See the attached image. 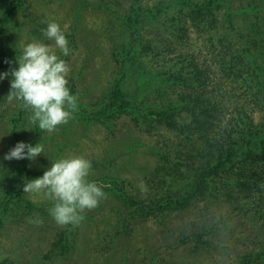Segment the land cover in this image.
I'll return each mask as SVG.
<instances>
[{
  "label": "rangeland",
  "instance_id": "1",
  "mask_svg": "<svg viewBox=\"0 0 264 264\" xmlns=\"http://www.w3.org/2000/svg\"><path fill=\"white\" fill-rule=\"evenodd\" d=\"M7 1L0 0V16ZM194 1L215 12V27H196L188 11L180 15L179 7L173 9L169 0H27L14 21L0 27V39L14 68L25 42L48 44L60 54L54 41L42 31L48 22H58L73 49L72 54L62 58L70 68L68 86L78 98V110L69 122L47 132L29 123L31 109L25 108L21 100L9 99L11 76L0 80V264H243L246 258L249 261L254 257L250 254L264 239V219L256 213L260 211L258 200L253 203L241 195L231 198L217 177H212V195L209 190L204 199L194 200L187 209L165 210L145 220L131 219L119 198L123 192L158 206L193 191L188 186L192 177L179 163L199 144L197 135L171 131L144 119L151 111H179L175 92H187L172 86L167 81L168 73H161L169 72L168 63L177 60L178 55L186 67L191 61L199 70H214L215 58L208 51L210 36L217 40L231 26L264 29V0ZM136 13L140 21L132 27L127 22ZM180 27L186 28L182 41L176 40L182 38L177 30ZM199 28L216 29L208 35ZM263 38L257 50L251 47L261 63ZM146 44L159 46L164 57L156 63L150 52L145 57L142 46ZM164 63L165 68H159ZM119 81L123 82L120 87L132 113H123L103 125L93 114L103 111ZM258 90L264 92L261 87ZM229 92L228 104L232 101V105L253 107L254 122H264V104L260 109L256 107L250 100L253 93L237 87ZM22 109V118L14 123ZM230 109L228 106L222 127L216 128L222 136L228 130ZM177 120L188 122L185 113ZM13 125L20 141L45 145L47 156L26 159L28 177L17 172L16 159H4L14 143ZM70 155L90 159L93 173L89 178L101 184L106 193L112 191L98 207L85 211L79 225H60L49 214L54 201L43 192H24L23 186L27 180L42 176L51 161ZM12 194H20L21 198H14L8 204L9 211L4 212L5 197ZM25 201L37 213H28ZM16 202L19 213L12 212ZM71 229L70 241L75 247L71 257L48 258L59 230L68 234ZM119 230L125 232L115 235Z\"/></svg>",
  "mask_w": 264,
  "mask_h": 264
},
{
  "label": "trees",
  "instance_id": "2",
  "mask_svg": "<svg viewBox=\"0 0 264 264\" xmlns=\"http://www.w3.org/2000/svg\"><path fill=\"white\" fill-rule=\"evenodd\" d=\"M26 3L27 0H8L0 16V27H6L12 23L18 11ZM168 4H171L173 9L179 7L180 12L178 13L180 15L187 10L188 18L196 27L208 26L209 24L210 27L216 26L217 17L215 12L204 8L194 0H169ZM178 9L176 10L178 11ZM187 15L184 17H187ZM139 16L140 14L136 13L127 23L132 27L138 25ZM231 27L225 28L217 40H213L212 36L208 38L210 43L208 46L209 55L215 58L216 67L214 70L211 68L199 70L198 66L191 61L186 67L182 64V56L178 55L177 60L173 58L168 63L171 64L168 69L169 72L162 71L161 76L169 74L167 81H171L172 86L176 87L177 85L179 89L184 88L187 90V92L182 93L173 90L177 96L176 106L179 107V111L178 109L167 108L162 111H151L149 114L144 115V119L148 122L154 121L160 127L180 133L197 135L199 144L193 148L192 153L183 157L182 163H179V166L185 169L184 173H190L192 178H190L191 181L188 186L193 191L180 199L178 196H175L174 199L169 198L164 205L158 204V206L152 205L155 203L154 201L139 200L120 192L119 198L125 203L131 219L140 218L145 220L165 210L187 209L194 200L205 198L206 193L212 188L211 184L214 185L211 183L212 177H217L220 180L221 186L226 187L227 193L225 194L231 198L235 195V197L241 195L244 200L253 202L254 199H257L258 204H256V207L260 211L256 213L259 219H264V122L258 124L254 122L255 108H245L239 104L232 105V101L228 104L230 101L228 99L231 96L229 90L233 91L235 87L253 93V98L250 100L259 109L264 104V92L258 90L259 87L264 89V60L262 63L259 62V55L251 52L252 46L257 50L260 45L259 42H262L260 38L264 37V29L262 30L260 27ZM213 29L216 28H199L200 31H206L208 35ZM177 30L181 32L182 38H176V40L182 41L186 28L180 27ZM242 40L245 41L242 42ZM142 50L145 57H149L148 52H150L155 63L164 57V53L157 45L146 44L142 46ZM165 50L169 51L168 48H165ZM7 55L5 46L0 39V69L10 73L12 67L9 62L10 55H8L9 57ZM166 65L167 63H164L159 68H165ZM122 83L121 81L117 82L111 92L109 102L104 104L103 111H99V115L93 114L94 118L101 121L103 125L123 113H132L129 108L130 101L125 100L126 95L120 87ZM210 83L215 86L209 85ZM257 87L258 89H256ZM228 106L231 107L228 130L222 136L218 134L216 128L222 127L221 122L223 116L228 113ZM23 111V109L20 110L16 118L13 119L14 123L22 118ZM110 111L112 113L108 115ZM182 113L186 114L188 122L178 123L177 117ZM148 115L151 117L147 118ZM149 125L152 124L149 123ZM12 135L14 138L12 147H14L20 141L15 125L12 128ZM17 161L19 163L17 172L26 174L28 177L27 160ZM174 170L178 171L179 169L174 168ZM157 182H159L158 179H156ZM110 191L112 190L108 189L107 193ZM212 194L213 191L210 190L209 195ZM14 198H21V195L12 194L5 197L4 212L9 211L8 204L14 202ZM25 204V208L29 210L28 213L32 211V213H37V209H34L31 203L25 201ZM14 206L12 212L19 213L18 203L16 202ZM125 230H119L115 235L118 236ZM68 231V234H66L59 230L56 234L51 243L48 258L71 257L75 247L70 241V234L74 230ZM250 255H254V257L251 256L249 261L246 258L245 262H242L243 264H264V239L259 244V249Z\"/></svg>",
  "mask_w": 264,
  "mask_h": 264
},
{
  "label": "clouds",
  "instance_id": "3",
  "mask_svg": "<svg viewBox=\"0 0 264 264\" xmlns=\"http://www.w3.org/2000/svg\"><path fill=\"white\" fill-rule=\"evenodd\" d=\"M43 35L53 40L59 53L42 42H25L18 65L11 72H0V80L11 76L10 100L19 99L25 108L31 109L29 123L39 129L54 132L58 126L67 124L78 110V98L68 84L69 65L63 57L72 54L69 40L56 21L47 23ZM31 129V128H28ZM45 155V145L18 141L4 155L5 160H35ZM93 162L83 155L63 156L51 161L43 175L27 180L24 192L45 193L54 201L50 216L60 225H79L84 221L86 210L99 206L107 193L95 180Z\"/></svg>",
  "mask_w": 264,
  "mask_h": 264
}]
</instances>
